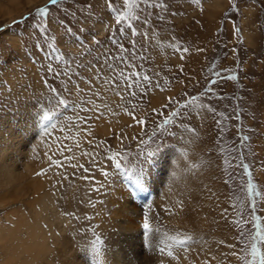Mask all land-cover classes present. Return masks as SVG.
Returning a JSON list of instances; mask_svg holds the SVG:
<instances>
[{"label": "rangeland", "instance_id": "1", "mask_svg": "<svg viewBox=\"0 0 264 264\" xmlns=\"http://www.w3.org/2000/svg\"><path fill=\"white\" fill-rule=\"evenodd\" d=\"M1 180L78 264H264V0H0Z\"/></svg>", "mask_w": 264, "mask_h": 264}, {"label": "bare ground", "instance_id": "2", "mask_svg": "<svg viewBox=\"0 0 264 264\" xmlns=\"http://www.w3.org/2000/svg\"><path fill=\"white\" fill-rule=\"evenodd\" d=\"M1 163L3 165L4 162H1ZM5 168H4V171H5ZM27 170L29 171V169ZM26 175L29 176V174H26ZM26 175H23V176L25 177ZM24 177L22 178L23 180H24ZM0 182H2V180ZM7 182L8 181L4 182L5 184L3 185L6 186ZM44 201L45 200H41V202L39 203L40 206L38 207V210L35 209L36 206L34 208L36 214H38L37 221L35 219V221L31 223L28 221V219L26 218L23 219L22 216L24 215V213L21 212L20 214L22 216H20V218L17 219L19 221L16 220V224L13 228H5L0 224V248L2 249L4 253L3 258L7 263L9 264H54L52 261V258L46 255L48 251L50 250L48 241L51 238L54 245L58 246L59 261L62 264H78L77 262L79 261H77L76 259H73L74 257L71 256L72 252H70L69 242L67 239L61 236L62 233L60 234V236L57 234H50L48 236L46 232H45L46 234H44L43 232L42 233L40 232L41 230L42 231L44 230L43 225H40L39 223L41 209L44 207V205H47L46 202ZM45 214H46V211H45ZM41 216L43 217L44 215L42 214ZM46 217L47 215L45 216V218ZM7 218L11 220L10 217H7ZM35 224H36L37 230H35V227H34ZM22 228H24V230L26 231L25 234H19V231L22 230ZM134 237L135 236L131 235L126 241L127 242L126 245L129 246V249L131 248L135 249L137 247L133 239ZM114 252H112V254L110 252L111 255L107 256V259L104 260L103 263H100V264H130L128 263V260H122L123 262H119V260L122 258H120L119 256L116 257ZM142 260L144 264H152L151 257L144 256Z\"/></svg>", "mask_w": 264, "mask_h": 264}, {"label": "snow or ice", "instance_id": "3", "mask_svg": "<svg viewBox=\"0 0 264 264\" xmlns=\"http://www.w3.org/2000/svg\"><path fill=\"white\" fill-rule=\"evenodd\" d=\"M56 0H51V3H55ZM47 12V9L46 8H40L38 9V14H43ZM119 22V21H118ZM235 78V77H233ZM144 79H147V77H145ZM129 87H131V85H129ZM193 99H195V97H193ZM173 115H176L175 113H173ZM119 164V162H117V165ZM249 187H251V185H249ZM256 220L258 221L259 220V217H256ZM144 228L147 230L149 229V224L147 222L144 223ZM255 228H256V233H255V236L257 238H259L260 240H264V234H262V231H261V225L257 222L255 224ZM179 243H183L184 241H178ZM256 247H255V244L253 245V255H256Z\"/></svg>", "mask_w": 264, "mask_h": 264}]
</instances>
